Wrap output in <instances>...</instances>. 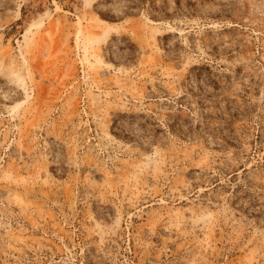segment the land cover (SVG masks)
Masks as SVG:
<instances>
[{
  "label": "rangeland",
  "instance_id": "374dc122",
  "mask_svg": "<svg viewBox=\"0 0 264 264\" xmlns=\"http://www.w3.org/2000/svg\"><path fill=\"white\" fill-rule=\"evenodd\" d=\"M0 264H264V0H0Z\"/></svg>",
  "mask_w": 264,
  "mask_h": 264
}]
</instances>
